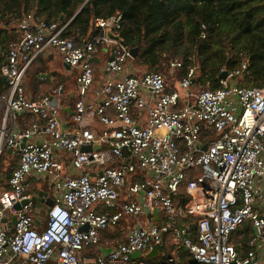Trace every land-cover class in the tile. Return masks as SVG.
Wrapping results in <instances>:
<instances>
[{
    "label": "built area",
    "instance_id": "built-area-1",
    "mask_svg": "<svg viewBox=\"0 0 264 264\" xmlns=\"http://www.w3.org/2000/svg\"><path fill=\"white\" fill-rule=\"evenodd\" d=\"M122 19L117 9L94 17L80 44L63 37L70 21L27 13L16 23L0 65V153L18 156L11 175L0 177V264L264 263V89L238 85L247 56L234 70L220 68L226 77L217 89L191 92L195 66L169 87L161 73L128 72L130 49L105 33L119 34ZM102 47L110 56L95 87ZM50 53L76 72L72 112L62 86L27 95L26 71ZM181 65L171 60L168 70ZM19 115L35 119L16 130ZM34 183L51 190L44 218L35 215ZM247 222L251 234L237 250ZM115 231L122 237L109 238Z\"/></svg>",
    "mask_w": 264,
    "mask_h": 264
},
{
    "label": "trees",
    "instance_id": "trees-1",
    "mask_svg": "<svg viewBox=\"0 0 264 264\" xmlns=\"http://www.w3.org/2000/svg\"><path fill=\"white\" fill-rule=\"evenodd\" d=\"M215 2L216 0H0V18L5 28L0 29V65L5 61L2 54L7 53L8 44L18 37L16 23L24 14L31 13L36 18L51 20L61 25L70 21L80 10L63 33V37L72 38L80 44L92 33L94 17L109 16L117 9L123 15L119 30L123 45L128 49H137L136 57L131 60L139 65L147 66L152 72L160 73L164 63L168 69L170 59L178 57L182 64L178 71H180V77H183L190 67L188 57L191 51L194 54L199 53L205 40L209 38L210 30L214 26L210 9ZM245 2L250 4V2H259V0H246ZM247 13L245 7L242 16L246 17ZM253 15L254 24L264 28V22L261 21L264 18L263 12L253 11ZM243 24L249 26L248 22ZM202 25L207 28L205 39L200 37ZM245 55L249 64L238 78V85L264 89V42L261 48L247 47ZM235 58L236 56H230L223 64H212L209 68H206L205 60L197 58L198 65L193 87L210 90L219 88L220 66L226 70H234L239 63V60L236 62ZM36 61L44 64L45 60L39 56L34 62ZM28 70L23 83H25ZM49 71L47 66L38 68L33 74V79L38 82L39 76ZM65 81H59L63 85L62 101L72 107L73 98L68 90L73 89L74 81ZM166 81L168 86L172 87L173 84L169 83L167 78ZM4 91L5 84L0 79V94ZM15 163L16 158H10L8 150L3 149L0 153V177L8 178ZM43 190L49 191L48 185H44ZM42 207L45 213L47 208L44 205ZM250 234L251 228L248 222L237 230L236 236L242 235L239 241L234 242L237 250L240 247L243 249L246 247ZM115 237H122V233L115 231L109 235V238ZM98 251V248L94 247L87 252L94 255Z\"/></svg>",
    "mask_w": 264,
    "mask_h": 264
},
{
    "label": "rangeland",
    "instance_id": "rangeland-1",
    "mask_svg": "<svg viewBox=\"0 0 264 264\" xmlns=\"http://www.w3.org/2000/svg\"><path fill=\"white\" fill-rule=\"evenodd\" d=\"M246 0H216L213 7L210 9L212 14V20L214 23L213 28L210 30L209 38L203 43V47L199 53L191 51V55L188 57L190 60V66H197V58L206 61V68H209L212 64H223L230 56H236V62L243 55L247 47L252 46L254 48H261L264 42V28L254 24L253 11H262L264 15V2H245ZM249 4V5H248ZM247 9L248 13L246 17L242 16L243 10ZM1 8V6H0ZM264 22V18L261 20ZM244 22H248L249 26L244 25ZM4 25L3 20L0 18V28ZM197 56V58H196ZM181 62V59L175 57L174 59ZM169 60V61H170ZM237 64V63H236ZM132 68L138 75L150 73L147 66L139 65L136 61H133ZM160 70L169 83L174 84L175 79L180 77L179 72L171 73L166 67L165 63ZM222 66H220L221 68ZM26 83L28 77L25 79ZM58 86V82L55 83ZM200 88L193 87L191 92L196 93ZM32 91V90H31ZM47 191V190H45ZM42 207V204L37 201V208ZM40 217L44 218V210ZM107 250L104 251L106 253ZM142 259H145L143 255Z\"/></svg>",
    "mask_w": 264,
    "mask_h": 264
},
{
    "label": "crops",
    "instance_id": "crops-1",
    "mask_svg": "<svg viewBox=\"0 0 264 264\" xmlns=\"http://www.w3.org/2000/svg\"><path fill=\"white\" fill-rule=\"evenodd\" d=\"M0 29H5L4 25ZM2 56L4 57V60H5L6 53H3ZM109 56H110V48L108 49L105 47L100 48L99 51L95 54V57L93 59V66H94L95 79H96V82L94 84L95 87L97 86V83L99 81H101V71H102L104 63L108 60ZM42 57H43V60H45V61H43L44 64L36 61L30 66V69L28 70V74L26 76V77H28V81H27V83H26V81L24 83L27 95L33 99H38V98L45 96V95H51L52 90L57 88L58 86L63 87V85L59 81H61V80H63V81L66 80L65 82L74 81V83H72L73 89L68 90L70 93V96H72V98H73V104H74V102L76 100V91H77L76 72L71 70L70 68L66 69L64 66V63L62 62V59L60 58V56L57 53H50V54H48L46 56H42ZM133 61L134 60H130L126 64L128 72L133 74V75H136V76H141V75H138L134 72V70L132 68L133 67L132 66ZM44 66H47L50 69V71L45 72L44 74H41L39 76L38 82H36L33 79V74L36 72V70L38 68L40 69L41 67H44ZM73 77H75V79ZM0 79H1V76H0ZM2 81L5 84V80H2ZM57 82L60 83L58 86L55 85V83H57ZM5 91H6V85H5ZM63 105L69 111L70 110H71V112L73 111V106L70 107L67 105V103L66 104L63 103ZM68 110H66V112L63 113L64 119L66 116L65 114L68 112ZM71 114L72 113H69L67 115L68 117L66 120L70 119ZM34 119H35V117L31 116V115H19L16 119L15 129L16 130H22V129L27 128L34 121ZM66 123H67V121L64 120L63 124H66ZM8 156H10V158H16V163H15V167H14V169H15L18 165V156L16 154L10 152V151H8ZM44 185H47V184L46 183H39V184L34 183V184H32V188H31L30 192L34 193V194H37L38 192L46 193V195L48 196V194L51 192V190L50 189H49V191L43 190ZM0 186H4V183L2 184V182H1ZM48 188H49V185H48ZM35 208H36L35 209V215H38V216L41 215L42 212H40V211L41 210L43 211L44 208L43 207L37 208V203L35 204ZM262 264H264V263H262Z\"/></svg>",
    "mask_w": 264,
    "mask_h": 264
},
{
    "label": "water",
    "instance_id": "water-1",
    "mask_svg": "<svg viewBox=\"0 0 264 264\" xmlns=\"http://www.w3.org/2000/svg\"><path fill=\"white\" fill-rule=\"evenodd\" d=\"M79 11L80 10H78V12H76V14L74 15V17L79 13ZM73 17V18H74ZM72 18V19H73ZM72 19L70 20V21H72ZM106 36L108 37V38H110L111 40H113V41H115V42H119V43H123V39L120 37V35L119 34H113L112 33V31L110 30V29H107L106 30ZM130 54H131V57H132V59H134L135 57H136V54H137V49L136 48H133V49H130ZM64 66H65V68L66 69H69V66H67V65H65L64 64ZM43 77V76H42ZM226 77V74L225 73H223V74H220L219 76H218V78H221V79H224ZM1 79L2 80H4V78L3 77H1ZM161 132H157L156 133V135H159ZM90 148L91 147H89V146H85V147H83L82 148V151H89L90 150ZM96 149H99L100 147L99 146H96L95 147ZM203 149L205 150L206 149V145H204L203 146ZM2 182V181H1ZM33 200L35 201V203H37V201L38 200H40V202L46 207V208H49V207H51V205H52V201H51V199H49L48 197H47V195H46V193H41V192H38L37 194H35L34 196H33ZM15 209H19V205H17L16 207H15ZM157 212H158V210H154V212L152 213V214H150V215H147V218L149 219L150 217H151V215H156L157 214ZM155 218V217H154ZM14 222H15V217H13L12 218V220L9 222V226H11L12 224H14ZM83 231H85L86 230V228H84V229H82ZM156 253V249H154L147 257H151L152 255H154ZM134 258H136V257H138L139 256V253H134L133 255H132Z\"/></svg>",
    "mask_w": 264,
    "mask_h": 264
}]
</instances>
